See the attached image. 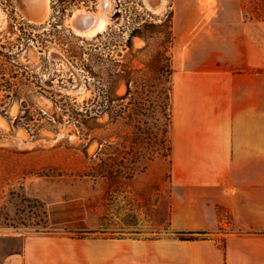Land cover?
I'll return each mask as SVG.
<instances>
[{
  "label": "rangeland",
  "instance_id": "obj_1",
  "mask_svg": "<svg viewBox=\"0 0 264 264\" xmlns=\"http://www.w3.org/2000/svg\"><path fill=\"white\" fill-rule=\"evenodd\" d=\"M25 1L0 0V264L32 236L163 238L173 148L170 159L155 152L153 101L172 87L170 139L188 59L258 69L264 0H108L93 37L71 18L101 13L102 0H49L41 24L29 21ZM167 58L172 76L160 71ZM73 75L78 91H69Z\"/></svg>",
  "mask_w": 264,
  "mask_h": 264
},
{
  "label": "crops",
  "instance_id": "obj_2",
  "mask_svg": "<svg viewBox=\"0 0 264 264\" xmlns=\"http://www.w3.org/2000/svg\"><path fill=\"white\" fill-rule=\"evenodd\" d=\"M254 72L192 58L174 87L171 233L32 236L3 264H264V50ZM204 233L182 240L179 233Z\"/></svg>",
  "mask_w": 264,
  "mask_h": 264
},
{
  "label": "trees",
  "instance_id": "obj_3",
  "mask_svg": "<svg viewBox=\"0 0 264 264\" xmlns=\"http://www.w3.org/2000/svg\"><path fill=\"white\" fill-rule=\"evenodd\" d=\"M167 63L166 66H162L160 69L161 73H167L168 76H172V70L170 68V62L169 59H166ZM90 75L97 79L98 76L93 72L89 71ZM169 82V81H168ZM104 95V99L109 100L108 102L110 103V98L107 95L108 91L107 90H102ZM138 93V92H137ZM131 95V91L128 88V94L125 97H122L121 99L118 98L117 101L125 100L127 99V96ZM95 104V103H94ZM131 104V103H130ZM135 106H139V102L135 101ZM156 107H154V105ZM152 108L156 110L157 113L161 115V117H151L152 119L155 120L156 123H154L151 127V137L154 139V145L157 148L155 152L159 153V155L163 159H170L171 153H172V146H171V141L168 138V131L170 126L172 125V113H171V108H172V87H163V89L160 90L159 94H157V97L153 101ZM95 106V105H94ZM102 106V105H100ZM103 107V106H102ZM121 108V107H120ZM112 110V109H111ZM96 115L99 113H104V111L96 110ZM122 110H119V113H121ZM114 112V111H113ZM154 114V113H153ZM118 113L115 114L112 119L117 121L118 119ZM122 118V117H121ZM135 128L140 132V126L136 125ZM142 133V132H141ZM149 135V134H147ZM153 161V159H151ZM182 237V240H187V241H193V240H198L204 237V233H179ZM76 239H81V237H77Z\"/></svg>",
  "mask_w": 264,
  "mask_h": 264
},
{
  "label": "bare ground",
  "instance_id": "obj_4",
  "mask_svg": "<svg viewBox=\"0 0 264 264\" xmlns=\"http://www.w3.org/2000/svg\"><path fill=\"white\" fill-rule=\"evenodd\" d=\"M25 2L28 11V18L30 19L29 21L41 24L48 20L50 15L49 0H26ZM110 3L111 2H109L108 0H102V9H100L101 13L99 14L86 13L82 10H78L77 12H75L71 18L73 29L79 35L85 37H93L102 32L105 29L106 25V20L104 19L103 14L107 12ZM2 19L3 15L0 11V23L2 22ZM86 24L88 25L85 26ZM60 61H63V59H60ZM0 123L4 125L1 120ZM18 142L19 140H14L13 143L17 144Z\"/></svg>",
  "mask_w": 264,
  "mask_h": 264
},
{
  "label": "water",
  "instance_id": "obj_5",
  "mask_svg": "<svg viewBox=\"0 0 264 264\" xmlns=\"http://www.w3.org/2000/svg\"><path fill=\"white\" fill-rule=\"evenodd\" d=\"M87 25L88 24H86L85 26H87ZM56 58H58V57H56ZM71 80H72V83L69 86V91L70 90L71 91H78L81 88V83H80L78 77L73 75Z\"/></svg>",
  "mask_w": 264,
  "mask_h": 264
}]
</instances>
